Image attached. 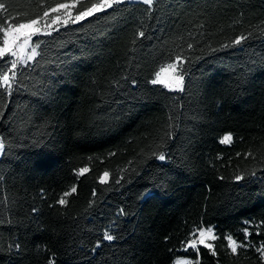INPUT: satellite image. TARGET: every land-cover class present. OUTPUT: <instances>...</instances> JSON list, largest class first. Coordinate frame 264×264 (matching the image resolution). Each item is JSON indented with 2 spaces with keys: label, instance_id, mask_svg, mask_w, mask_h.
I'll use <instances>...</instances> for the list:
<instances>
[{
  "label": "trees",
  "instance_id": "trees-1",
  "mask_svg": "<svg viewBox=\"0 0 264 264\" xmlns=\"http://www.w3.org/2000/svg\"><path fill=\"white\" fill-rule=\"evenodd\" d=\"M35 41L0 82V264H264V0L114 4ZM177 56L183 90L152 85ZM200 228L213 247L185 251Z\"/></svg>",
  "mask_w": 264,
  "mask_h": 264
},
{
  "label": "snow or ice",
  "instance_id": "snow-or-ice-1",
  "mask_svg": "<svg viewBox=\"0 0 264 264\" xmlns=\"http://www.w3.org/2000/svg\"><path fill=\"white\" fill-rule=\"evenodd\" d=\"M122 2H126V0H97L96 3H91L89 0L88 3L80 4L79 5V12L75 17V20L82 19L84 17L93 15L95 12L103 11L105 8H111L114 4H119ZM144 4L152 5L154 0H142ZM77 5L72 4L69 5L67 3H58L55 7L50 8L51 12H58L60 9H69L70 7L75 8ZM0 10H7L6 4L3 0H0ZM25 16V19L19 20V16ZM49 16V9H46L43 12V15H36L33 18H27V13H17L16 16L11 17L10 19L0 20V82L6 87L9 94H11V90L13 88V84L16 82V77L18 75V67L21 64H27V61L32 60L34 56L37 54V48L39 47L40 41L33 42L32 37L38 34H41L42 30L39 27V24L42 19ZM16 21V22H13ZM66 22V21H65ZM143 36V32L140 33ZM244 39L241 37L235 41L236 44L240 43V40ZM31 46V54L24 55V51ZM191 47V46H190ZM6 56L12 57L10 59H4ZM182 64H183V57L177 56L175 62H169L167 64H162L159 67V70L155 72V79L150 80V83L157 84L163 83L165 87H168L169 90H183V81L184 75L182 72ZM167 69H171L176 75L173 77V83H167L161 80V73L165 72ZM2 95V93H0ZM232 139L231 135H226L220 141V143L230 142ZM4 148V144L0 141V151ZM159 159H165L163 153H161L158 157ZM87 171V169H81L80 173ZM108 173H104V177H107ZM241 177H237L240 179ZM101 182H105L103 178H101ZM72 192H75L76 189L73 187L71 189ZM70 192H65L64 196L70 195ZM57 203L60 205H65L67 202L66 200L61 197ZM199 232V243L203 244L204 247L212 248V245L205 243V236L206 233H211L212 229H194L191 236L193 237L190 241H185L184 243L187 247H191L199 252L197 248V241H196V233ZM245 236L250 235L247 229H244ZM114 237L109 234L108 231L104 232V240L111 241ZM229 244L232 246L233 253H236L238 247H246L247 245L237 244L235 241L232 240L231 237L227 238ZM99 246V244L97 245ZM260 252L261 256H264V245L260 249H257ZM215 255V252H213ZM49 264H54L53 260H49ZM177 264H182V262L177 261ZM183 264H188L187 261L183 262Z\"/></svg>",
  "mask_w": 264,
  "mask_h": 264
},
{
  "label": "rangeland",
  "instance_id": "rangeland-1",
  "mask_svg": "<svg viewBox=\"0 0 264 264\" xmlns=\"http://www.w3.org/2000/svg\"><path fill=\"white\" fill-rule=\"evenodd\" d=\"M122 3H143L142 0H126V2H122ZM122 3H119V4H122ZM69 5H72L73 3H68ZM144 4V3H143ZM72 7H70L69 9H60L58 12H49V16L48 17H45L44 19L41 20L40 24H39V27L41 28L42 32L41 34H38V35H35L32 37V40L36 39V38H40V37H45V36H48L49 34H51L52 32L56 31L58 28L62 27V26H65L67 24H71V23H77V22H80L82 20H86L88 19L89 17L93 16L94 14H98V13H102L104 11H107L108 9L110 8H105L103 11H99V12H95L93 15H90V16H87V17H84L82 19H79V20H75V17L77 15H74L73 14V11H72ZM66 21V22H65ZM28 54H31V46H29L25 51H24V55H28ZM8 57V56H6ZM35 57V56H34ZM9 59L12 58V57H8ZM30 61V60H29ZM28 62V61H27ZM23 64L19 65V66H22ZM176 75L175 72H173L171 69H167L165 72L161 73V80L167 82V83H173V77ZM155 79V77H154ZM152 84V83H151ZM183 84H184V81H183ZM152 85H158V86H161L163 88H165L166 90L170 91V92H181V90H169L168 87H165V85L163 83H157V84H152ZM231 142V141H230ZM230 142H226V143H223L224 145H228ZM1 153L2 151H0V156H1ZM86 172V171H85ZM83 172V174L85 173ZM79 175H82L81 173H79ZM104 179V181H106L108 179V176L107 177H102ZM202 229H205L206 228H202ZM193 237H191L192 239ZM190 239V240H191ZM199 232L196 233V241H197V248H200V247H204L203 244H200L199 243ZM215 239V235H214V231L212 230L211 233H206V236H205V243L209 244V245H212L213 241ZM189 240V241H190ZM229 243V241H228ZM229 247L232 251V246L229 244ZM205 248H208V249H211L209 247H205ZM187 250H192V251H196L195 249L191 248V247H187V245L185 246V251ZM233 252V251H232ZM177 261H180L182 262H185L187 261L188 264H197L196 261L192 260V259H189V258H178L175 260V262L173 264H177Z\"/></svg>",
  "mask_w": 264,
  "mask_h": 264
}]
</instances>
